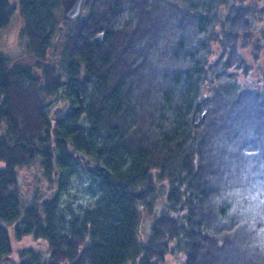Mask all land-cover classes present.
I'll return each instance as SVG.
<instances>
[{"label":"trees","instance_id":"16d2710c","mask_svg":"<svg viewBox=\"0 0 264 264\" xmlns=\"http://www.w3.org/2000/svg\"><path fill=\"white\" fill-rule=\"evenodd\" d=\"M247 1L85 0L63 21L61 0H0V30L20 15L37 59L0 52V264L27 235L48 254L19 249L16 264H264V214L246 198L264 179V83L233 70L250 69L245 48L261 54L264 0ZM60 92L71 110L53 118ZM81 170L94 199L77 213L59 196Z\"/></svg>","mask_w":264,"mask_h":264},{"label":"rangeland","instance_id":"374dc122","mask_svg":"<svg viewBox=\"0 0 264 264\" xmlns=\"http://www.w3.org/2000/svg\"><path fill=\"white\" fill-rule=\"evenodd\" d=\"M19 0H10L11 3H17ZM249 2V0L247 1ZM62 12V10H61ZM20 15L14 14L12 19L9 23L0 30V52L6 54L9 57V60L12 61L18 57L23 55V44L25 40L18 37V27H19V17ZM264 21L262 19L256 18L254 20V24H257L258 28H254L256 37L258 38L259 43L261 44V51L260 56L258 59L254 58L253 53H251V47L244 49V54L248 59L251 67L248 72H244L241 68H234L233 70L237 72V81L241 86H257L264 83ZM12 63V62H11ZM65 82V81H64ZM257 84V85H256ZM54 101H52L51 113L52 111L58 106L61 105V101L55 100L56 97H53ZM50 113V114H51ZM2 162L0 161V164ZM33 167V166H32ZM38 168V167H33ZM36 170V169H35ZM86 172L81 170L79 173H75L72 177L70 182L66 185L65 190L59 196V203L60 207H69L70 208H77L80 213L86 206L89 204L90 201L94 199L91 197L90 194V184L89 181H86ZM19 178L21 180L22 185L24 186L28 195L31 196L33 193V188H38L36 177L33 174V171L30 168L23 167L19 169ZM40 188L41 193L48 194L50 193V188H47V184L43 181H40ZM165 186L160 188V193L158 195V199L156 200L157 203H160L164 198L165 193ZM54 191V190H53ZM29 196V197H30ZM76 209V210H77ZM160 211V210H159ZM144 213V210H143ZM149 218V215H146L142 221V229L146 232L149 229V226L145 222V218ZM147 233V232H146ZM13 242V249L10 253V257L14 260H17L18 250L25 249V248H34L37 251H40L43 256L46 257L48 254V244L42 238H34L32 235L23 236L22 239L16 240L12 239ZM182 255V254H181ZM182 259V256H174L171 253L167 254V264H178ZM6 261V259H3ZM12 263V262H11Z\"/></svg>","mask_w":264,"mask_h":264},{"label":"water","instance_id":"95a60500","mask_svg":"<svg viewBox=\"0 0 264 264\" xmlns=\"http://www.w3.org/2000/svg\"><path fill=\"white\" fill-rule=\"evenodd\" d=\"M61 2H62V15H61L62 20L67 21L70 19H74L79 15L85 0H61ZM58 32L59 33H58L56 40H55V43H54L55 49L58 47H61L63 45L64 25H59ZM103 35H104V31H100L97 34H95V36L91 40L98 43L102 40ZM60 112H62V110ZM203 116H204V114H203ZM78 126L80 128H83V129H86L89 127V125L87 123L86 113L81 114L79 121H78ZM159 210H160V204L157 203L153 209V212H152L150 218L145 219V222L148 225L151 226L156 221V219L159 216ZM146 232H148V230ZM146 232H144V234H146ZM3 259H8L13 264H16V260H14L13 258H11L8 255L4 256Z\"/></svg>","mask_w":264,"mask_h":264},{"label":"flooded vegetation","instance_id":"af4514ba","mask_svg":"<svg viewBox=\"0 0 264 264\" xmlns=\"http://www.w3.org/2000/svg\"><path fill=\"white\" fill-rule=\"evenodd\" d=\"M19 17H20V19H19V27H18L17 33H18V37L19 38L23 39V41L25 40V43L23 44V55L21 57H18L16 59L12 60L11 62L13 64H24V65H27V66H32L37 61V59H35L32 56L31 52L28 51V49L26 47L27 35L22 31V26H23L22 21H23V19L21 18V16H19ZM60 25H64V24H60ZM62 47H63V45L61 47H58V48L55 49L54 48V43H53V45H52V47L50 48V51H49V59L50 60L57 59L62 53ZM55 100H58V101L60 100L61 101V105H58L53 110L52 117L53 118H57V117H60V116L61 117L65 116L71 110V107L64 100L63 94L60 92L58 94V96H56ZM61 110H62V112H60ZM0 165H3V164L1 163ZM29 199H31V198H29ZM6 260H8V259H6Z\"/></svg>","mask_w":264,"mask_h":264},{"label":"clouds","instance_id":"9594fccd","mask_svg":"<svg viewBox=\"0 0 264 264\" xmlns=\"http://www.w3.org/2000/svg\"><path fill=\"white\" fill-rule=\"evenodd\" d=\"M246 198L251 202L256 212L264 214V179L257 180L250 186Z\"/></svg>","mask_w":264,"mask_h":264}]
</instances>
